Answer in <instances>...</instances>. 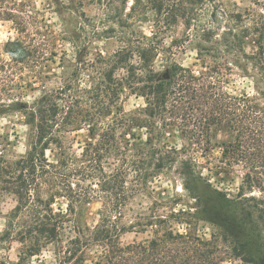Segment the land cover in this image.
I'll list each match as a JSON object with an SVG mask.
<instances>
[{"label":"trees","instance_id":"obj_1","mask_svg":"<svg viewBox=\"0 0 264 264\" xmlns=\"http://www.w3.org/2000/svg\"><path fill=\"white\" fill-rule=\"evenodd\" d=\"M28 9L25 2L0 0V22H10L17 33L0 51V115L18 109L34 134L26 156L13 162L0 156V192L16 202L5 216L0 247L18 242L19 260L27 261L55 245L58 264H85L92 247L101 249L95 264H264V197L252 195L262 193L264 183V50L248 55L243 48L252 34L264 35V0H132L126 19L116 18L117 27L123 31L126 20L150 17V36L130 38L108 57L80 58L73 74L33 102L22 100L20 82L40 79V67L56 52ZM179 23L182 42L203 60L202 72L177 63L153 69L161 36ZM234 73L248 80V92L226 90L224 79ZM123 90L143 106L125 112L119 105ZM84 128L95 142L76 156L65 139ZM171 128L178 147L163 141ZM135 129L145 130L144 144H133ZM219 131L231 139L219 145L213 173L241 169L234 198L203 174ZM170 173L181 180L180 192L159 204H139L123 224L133 200L151 197V180ZM94 198L102 209L91 228L77 215L78 206ZM60 199L66 208L55 210ZM181 203L186 208L177 209ZM200 222L216 232L198 235ZM146 232L151 238L120 242L123 234Z\"/></svg>","mask_w":264,"mask_h":264},{"label":"rangeland","instance_id":"obj_2","mask_svg":"<svg viewBox=\"0 0 264 264\" xmlns=\"http://www.w3.org/2000/svg\"><path fill=\"white\" fill-rule=\"evenodd\" d=\"M17 3H27L29 11L32 12L38 21L39 28H42L45 38L52 42V50L56 52L50 60L40 67L42 77L35 81L25 80L20 82L23 88L20 95L23 101L33 102L43 92L53 90L61 84L64 78L76 71L79 59L92 61L98 54L108 57L124 48L130 38L149 37L154 30L152 18L145 20H126V28L121 31L117 27L116 18L123 20L129 14L132 0H10ZM184 28L181 23L165 32L160 38L159 52L153 61V69L163 71L172 63L190 68L195 73L204 71L202 58L192 45L182 42ZM123 32V33H121ZM17 33L10 22H0V51L8 42H13ZM244 52L248 55H255L259 50H264V35L252 34L244 42ZM8 58L7 55H4ZM86 73L79 74L82 83L86 84ZM226 90L232 94L242 91H249L250 85L247 79L241 78L234 73L224 79ZM29 86V87H26ZM119 105L125 112H132L143 106V100L135 98L128 91L123 90L120 96ZM10 113L0 115V156L13 162L26 156L34 143L32 128L25 123V117L18 109L10 110ZM132 133L137 137L133 140L135 146L144 144L145 130L135 129ZM230 136L224 132H216L210 148L207 169L203 174L208 176L213 187L225 192L229 197L234 198L242 187V171L240 168L228 170L227 174L216 175L214 164L220 156L219 145L230 141ZM170 146H179L180 139L175 128L168 129L163 139ZM95 142L84 128L79 132L66 136L65 146L71 147V153L78 156L82 148L89 143ZM46 155L53 158L55 154L46 152ZM201 164L206 160L198 158ZM207 170H211V173ZM220 178H223L220 180ZM86 184H82L85 188ZM181 180L173 173L160 174L151 180L149 191L151 197L141 196L133 200L124 212L123 224H128L138 212L140 205L143 208L154 203L166 201L174 194L180 192ZM152 191V192H151ZM256 198L264 197L263 192L254 190L252 194ZM16 202L11 195L0 192V234L4 230L5 216L15 207ZM65 209L66 202L57 200L54 209ZM186 208L184 203L178 205L177 209ZM102 209V201L94 198L90 204L78 206V222L89 227L97 225ZM159 212L169 211L160 207ZM183 231L182 227H177ZM198 235L210 238L216 232V227L200 222L197 227ZM151 238L150 232L145 234L126 233L120 237L122 245ZM22 245L18 242L5 243L0 247V264H58V247L48 246L39 254L27 261H20ZM101 249L92 247L85 254V264H95L99 259ZM223 264H242L237 260H227Z\"/></svg>","mask_w":264,"mask_h":264}]
</instances>
